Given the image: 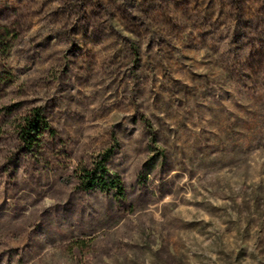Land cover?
I'll use <instances>...</instances> for the list:
<instances>
[{
  "label": "rangeland",
  "instance_id": "374dc122",
  "mask_svg": "<svg viewBox=\"0 0 264 264\" xmlns=\"http://www.w3.org/2000/svg\"><path fill=\"white\" fill-rule=\"evenodd\" d=\"M0 264H264V0H0Z\"/></svg>",
  "mask_w": 264,
  "mask_h": 264
},
{
  "label": "trees",
  "instance_id": "16d2710c",
  "mask_svg": "<svg viewBox=\"0 0 264 264\" xmlns=\"http://www.w3.org/2000/svg\"><path fill=\"white\" fill-rule=\"evenodd\" d=\"M51 132L50 128L46 124L43 118L42 111L40 109H34L31 114L23 120L19 126L18 136L19 139L26 145L29 149H32L39 137L45 133ZM237 135H243L238 132ZM108 155H106L102 162L95 163L91 168H84L78 174V180L80 181V186L83 190L89 191L93 189L94 186H103L106 184V168L104 163L106 162ZM111 187L117 190V196H122V189L119 187L118 180L111 182ZM108 187V185L106 186Z\"/></svg>",
  "mask_w": 264,
  "mask_h": 264
}]
</instances>
